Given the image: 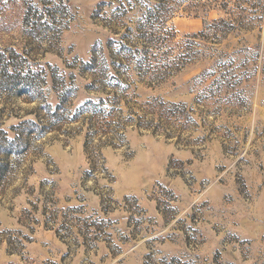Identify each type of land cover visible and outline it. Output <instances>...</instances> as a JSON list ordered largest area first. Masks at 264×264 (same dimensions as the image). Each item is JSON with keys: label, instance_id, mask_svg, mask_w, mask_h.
<instances>
[{"label": "rangeland", "instance_id": "1", "mask_svg": "<svg viewBox=\"0 0 264 264\" xmlns=\"http://www.w3.org/2000/svg\"><path fill=\"white\" fill-rule=\"evenodd\" d=\"M111 39L162 120L86 149ZM0 162V264H264V0H0Z\"/></svg>", "mask_w": 264, "mask_h": 264}, {"label": "trees", "instance_id": "2", "mask_svg": "<svg viewBox=\"0 0 264 264\" xmlns=\"http://www.w3.org/2000/svg\"><path fill=\"white\" fill-rule=\"evenodd\" d=\"M146 5L149 17L158 18L160 16L159 13L161 6L152 5L150 3H146ZM219 21L224 22L223 19H220ZM194 37H197V35H194ZM115 41L116 40L111 39L107 42L106 46L102 47L100 45L102 49H96L92 60L86 63L87 70L93 73V75L101 74L100 79H94L91 83L92 89L95 84L99 82L102 91L109 89L112 93L108 92L107 94H113L108 97H100L97 101L90 99L80 108V114L85 112L90 114L89 120L91 123L86 138V149H88L94 135L100 134V136L107 137L110 133L118 134V130L127 124H134L144 128L150 127L156 130V128L160 126L162 120L156 116L155 112L149 113L144 111L143 114H139V112L135 110L136 106L139 104L136 101L134 102V107H131L132 109L128 111V115L126 117L122 116V102L134 82L131 81V72L136 73L138 77L141 78H147L151 74H155L151 79L152 81L159 79L164 75L166 72L164 68L167 66L153 65L150 61V51L148 46L144 47V49H140L138 44L127 46L123 42H118L117 46L119 47L114 50L112 43ZM105 47L111 57H108L106 53L103 52ZM97 53H101V57H97ZM168 68L173 69V67ZM140 108L141 106H139V109ZM96 120H101L100 127H94ZM113 126H115L117 130L113 128ZM96 156L98 155L89 153L91 162L90 172L103 169V161H99ZM1 164L2 162H0V166H2ZM89 232L90 231H87V233ZM101 237L102 236L96 235L94 238L100 239Z\"/></svg>", "mask_w": 264, "mask_h": 264}]
</instances>
